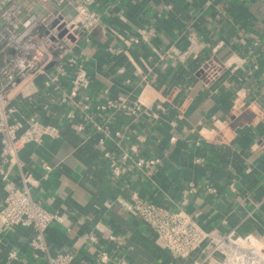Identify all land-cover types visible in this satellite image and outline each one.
<instances>
[{
	"label": "crops",
	"instance_id": "1",
	"mask_svg": "<svg viewBox=\"0 0 264 264\" xmlns=\"http://www.w3.org/2000/svg\"><path fill=\"white\" fill-rule=\"evenodd\" d=\"M96 8L106 31L83 43L90 108L69 118V106L50 98L45 120L61 137L20 152L24 171L40 178L36 197L66 217L47 230L51 252L74 251V264H100L101 250L110 264H186L122 206L135 197L200 211V222L221 233L264 236V0H97ZM209 61L215 75L203 70ZM108 100L126 107L97 109ZM134 144L139 156L160 161L139 164ZM106 152L129 153L120 177ZM12 180L23 185L17 168ZM5 190L0 180V209ZM97 226L119 239L99 231V244L86 243ZM4 230L0 264H47L31 252L30 229Z\"/></svg>",
	"mask_w": 264,
	"mask_h": 264
},
{
	"label": "built area",
	"instance_id": "2",
	"mask_svg": "<svg viewBox=\"0 0 264 264\" xmlns=\"http://www.w3.org/2000/svg\"><path fill=\"white\" fill-rule=\"evenodd\" d=\"M37 1L42 12L36 11L28 0H0V180L6 188L0 209V235L4 228L7 231L28 228L32 231L30 248L34 256H46L47 264H74V251L51 252L47 230L53 222L65 223L66 217L47 209L36 197L34 188L40 178L24 171L20 152L27 144H42L46 137H61V128L45 120L43 108L50 112V98L56 104L69 106V118L75 117L76 110L90 108L92 76L83 55V43L90 42L99 27L103 26V32L106 29L96 8L97 0ZM68 7L73 8V14L66 11ZM109 32L124 39L116 30ZM115 52L121 53L122 49ZM203 70L209 75L216 74L212 61ZM125 107L126 103L112 100L97 105L98 110L113 112ZM113 135L130 138L119 131H113ZM259 143L264 146V137ZM131 151L137 155L139 164L153 165L160 161L139 156L137 144L131 146ZM105 155L110 159L112 174L120 177L129 153L119 158L110 152ZM43 167L50 172L54 166L43 163ZM16 168L21 187L12 180ZM191 191H195L194 186ZM122 206L145 222L163 248L181 262L264 264V236L241 234L237 230L221 233L200 222V211L170 208L138 197L123 202ZM99 231L111 241L119 239L112 231L97 226L85 236L86 243L99 244ZM12 256H16L15 252ZM96 260L100 264L114 262L105 250L98 252Z\"/></svg>",
	"mask_w": 264,
	"mask_h": 264
}]
</instances>
